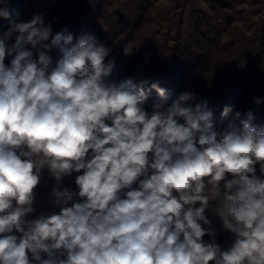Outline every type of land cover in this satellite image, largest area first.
<instances>
[{
    "label": "clouds",
    "instance_id": "clouds-1",
    "mask_svg": "<svg viewBox=\"0 0 264 264\" xmlns=\"http://www.w3.org/2000/svg\"><path fill=\"white\" fill-rule=\"evenodd\" d=\"M7 4L0 264H264V129L253 110L217 124L195 92L169 102L158 83L117 81L94 36L74 43L42 14L11 20ZM209 217L233 238L219 243Z\"/></svg>",
    "mask_w": 264,
    "mask_h": 264
},
{
    "label": "rangeland",
    "instance_id": "rangeland-1",
    "mask_svg": "<svg viewBox=\"0 0 264 264\" xmlns=\"http://www.w3.org/2000/svg\"><path fill=\"white\" fill-rule=\"evenodd\" d=\"M18 1L23 19L42 14L53 33L68 18H87L97 41L111 49L117 81L128 63H164L174 67L180 82L171 100L195 92L193 106L207 101L217 124H227L236 111L264 113V102H253V97L264 100V0ZM125 46L131 55H124ZM224 106L233 112L222 121L218 110ZM74 179L75 174L65 185L74 188ZM48 190L38 189L45 197ZM209 218L219 243L233 238L218 218Z\"/></svg>",
    "mask_w": 264,
    "mask_h": 264
},
{
    "label": "trees",
    "instance_id": "trees-1",
    "mask_svg": "<svg viewBox=\"0 0 264 264\" xmlns=\"http://www.w3.org/2000/svg\"><path fill=\"white\" fill-rule=\"evenodd\" d=\"M8 10L11 13V20L17 22H27L22 17V4L18 0H9L7 4ZM10 26V20L0 19V30H7ZM64 28L68 29V33L73 35V42L81 36L91 35L94 36V30L91 23L87 18H68L64 21L60 27L54 32H60ZM155 62V61H154ZM131 78L134 81L149 80L150 83H158L159 86L169 90L171 100L180 85L179 78L175 73V69L171 65H166L159 62H147L143 61L140 64L128 63L121 73V79ZM158 99L156 93L153 91L149 100L146 102L145 107H151L154 100ZM230 103L228 102L227 105ZM221 110H218V117L221 120ZM254 126L258 129H264V113H257L253 120Z\"/></svg>",
    "mask_w": 264,
    "mask_h": 264
}]
</instances>
